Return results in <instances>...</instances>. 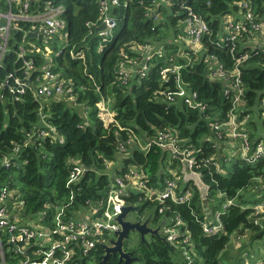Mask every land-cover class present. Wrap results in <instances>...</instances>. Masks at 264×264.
I'll return each mask as SVG.
<instances>
[{"label": "trees", "instance_id": "1", "mask_svg": "<svg viewBox=\"0 0 264 264\" xmlns=\"http://www.w3.org/2000/svg\"><path fill=\"white\" fill-rule=\"evenodd\" d=\"M43 1L53 5L62 3L66 7L63 14L67 23L66 38L64 31L50 40L43 35L23 38L22 32L14 31L2 59L0 82L8 73L21 76L23 64L17 58V51L22 45L24 59L32 61L36 73L30 83L34 89L46 82L43 69L46 67L50 75L64 81L62 94L65 97L36 96L31 86L22 95L12 97L6 89L0 88V188L18 194L24 215L42 213L46 223L52 225L56 218L66 221L83 206L105 197L113 177L125 176L132 166L144 176L146 188L151 189H160L166 179L172 178L173 171L182 175L180 161L158 147L152 146L146 152L131 149L128 156L120 157L119 143L126 140L127 131L103 127L96 103L105 99L118 125L131 130L140 142L152 140L160 130L171 129L184 141L183 148L194 150L199 164L213 158V163L219 167L205 164L197 170L208 188L206 207L213 193L232 201L219 215L222 232L213 235L203 232L202 223L207 215L200 192L192 182L178 181L181 189L192 191L189 203L145 202L141 213L151 211L150 216L162 221L178 216L190 234L192 264L199 261L201 264L261 262L264 257L259 256L260 250L251 246L264 239V211L255 214L253 209L264 200V157L249 164L226 142L214 146L213 140L208 139L212 138L209 122L227 121L230 104L222 97V85L208 80L204 58L213 55L225 68L230 67L232 62L226 50L214 45L219 41L224 18L231 16L246 28L237 42L239 50L246 47L243 51L249 53V59L240 66L244 109L248 115L245 128L251 146L264 143V107L261 106L264 102V31L254 33L250 29L251 23L264 27V0H181L210 28L211 35L202 40L205 51L196 55L189 47L166 42L169 37L177 38L178 33L167 32L164 23L152 28L153 24L144 17V7L152 5L150 0H131L113 9L118 30L101 52L97 50L98 38L93 36L94 27L86 25L98 22L95 0H31L32 8L39 11ZM171 9L172 13H181L177 5ZM247 13L251 14V21L245 18ZM21 26L29 29V24ZM253 37L258 41L248 43ZM225 43L220 47H226ZM135 44H148L153 48L160 44V47L147 62L146 75L141 78L136 74L123 85L118 80L117 70L128 58L138 60L139 54L130 50ZM71 52H82L83 58H73ZM185 55L192 64L181 71L180 79L197 94V101L204 103V113L177 102L166 108L155 98L156 92L169 83L162 81L160 69L184 62ZM168 85L174 89L173 81ZM5 159L8 166L4 165ZM71 159L79 160L86 169L76 183L69 182ZM106 161L111 162L112 167L120 162V167L106 168ZM249 189L256 194L251 200L243 195ZM129 200L133 202L136 197ZM233 235L239 237L238 242H243L235 255L227 252ZM134 251L140 257L135 264H185L173 260L175 251L158 239ZM103 254V247L96 245L82 264H100ZM19 259L11 251L5 252L0 255V264H18ZM107 264L121 263L117 256L110 255Z\"/></svg>", "mask_w": 264, "mask_h": 264}, {"label": "built area", "instance_id": "2", "mask_svg": "<svg viewBox=\"0 0 264 264\" xmlns=\"http://www.w3.org/2000/svg\"><path fill=\"white\" fill-rule=\"evenodd\" d=\"M129 1L131 0H95L98 22H89L86 25L87 27H94L93 36L98 38V52H101L104 47L112 42L114 30L118 26L113 17V9L119 4L127 5ZM150 2L152 3L151 6L144 7V17L153 24L152 28L164 23L167 32L178 33L177 38L169 37L165 40L166 42L181 41L180 47H189L195 55L205 51L202 40L204 37L209 38L211 35L210 28L200 16L192 12L190 7L181 0H150ZM174 5H177L181 13H172L171 8ZM38 9L39 11L32 8L31 0H0V67L14 31L22 32L23 38L35 33V37L43 35L46 40H50L56 34L64 31L66 38L67 23L63 15L66 11L64 4L53 5L50 1H43V6ZM176 17L179 18L174 22L173 18ZM245 18L251 21V14L247 13ZM21 24L24 26L29 24V29H24ZM102 24L104 28L97 31ZM223 25L222 32L219 34V41L214 45L219 49L224 48L226 50L232 65L225 68L213 55L206 56L204 63L208 80L222 85V97L230 104V109L228 110L227 121L219 123L209 120L212 138L208 139L213 140L214 146L226 142L231 149H233V145L230 144V141L239 140L238 153L240 158L252 164L257 159L264 157V143L251 146L245 128L248 115L245 114L244 109V88L241 81L240 66L249 59V53L243 51L246 47L239 50L237 42L246 28L241 23H237V20L231 16L224 18ZM250 27L254 33H261L264 29L259 23H251ZM247 41L248 43H255L257 40L253 37ZM223 42H226V47H220ZM130 47H132L131 51L139 54V58L138 60L128 58L122 62L120 69L118 68V80L123 85H126L131 77L134 78L136 74L141 78L146 75L148 71L147 62L151 59L153 51L160 47V44H156L155 48L148 44H135ZM17 52V58L21 59L23 64L21 76H17L13 72L8 73L0 82V88L6 89L12 97L22 95L25 89L30 87L32 74L34 73V76L36 74L33 71L32 61L24 59L25 50L22 45L18 46ZM71 56L82 59L83 53L71 52ZM184 58L185 61L182 63L170 64L160 69L159 75L162 81L164 83L173 81L174 89L171 90L168 83L167 86L156 92L155 98L161 101L166 108L177 102L204 113V103L201 100L197 101V94L180 79L181 71L189 69L192 64L187 55ZM43 69L46 72V82L39 83L38 88H36V96L39 94L48 98L63 96L64 81L50 75L47 71L48 68L44 67ZM261 106L264 107V102L261 103ZM96 108L104 128L117 127L120 131H127L126 140L119 143L118 153L120 157L128 156L131 149L136 148L146 152L154 146L169 151L173 158H176L174 153L181 154L188 166L185 167L179 160L182 164V175L173 171L172 178L166 179L160 189L146 188L143 182L144 176L136 167L132 166L125 176L113 177L105 197L83 206L66 221L56 218L52 225L46 223L42 213L37 216L27 215V218L21 219L23 206L18 194L0 188L1 256L5 252L11 251L20 257L18 264H82L83 259L96 245H108L109 238L119 230L116 218L122 207H138L140 210L136 213L139 214L145 202L156 205L158 203L164 204L167 200L172 203H189L192 191L181 189L179 180L185 184L192 182L199 191L204 189L207 192L208 188L202 183L197 170L205 164H214L216 168L219 167L217 163H213V158L199 164L195 159L194 150L191 147L183 148L181 145L184 141H181L171 129L160 130L155 138L142 143L131 130L118 125L109 109L108 100H100L96 103ZM50 130L54 132V129L50 128ZM41 135H44L43 131ZM8 163L5 159L4 165L8 166ZM69 164V182L76 183L86 169L77 159H71ZM111 165V162H105L106 168H110ZM134 197L136 200L131 202L129 199ZM230 204L232 201H228L226 206ZM253 209H255V214H261L264 211V202L256 205ZM219 215L215 216L217 220H219ZM145 217L141 215L140 219L144 221ZM162 223V233L168 244L174 251L177 248L181 250V257L185 264H192L194 253L189 249L190 234L184 229L182 220L178 216L169 217ZM255 223L257 222L255 221ZM202 229L206 235L222 232L220 223L204 222ZM256 264H264V259Z\"/></svg>", "mask_w": 264, "mask_h": 264}, {"label": "water", "instance_id": "3", "mask_svg": "<svg viewBox=\"0 0 264 264\" xmlns=\"http://www.w3.org/2000/svg\"><path fill=\"white\" fill-rule=\"evenodd\" d=\"M104 28V25L102 24L98 29L101 30ZM29 36L34 37L35 33L29 34ZM34 76V73L32 74L30 80ZM31 88L34 89V87L29 83ZM174 156L181 161V163L187 167L188 163L186 160L183 159L182 155L179 153H174ZM207 203V200H203V205ZM140 209L138 207L134 206H124L121 208L120 214L116 218V222L119 225V230L114 232L113 236L115 239H112L109 241L108 245H103V256L101 257L100 264H107V259L110 255L117 256L118 261L121 264H132L134 261H138V258L133 256L131 252H127L123 250V243L125 240L128 239V236L130 233L138 234L141 237V241L144 242V236L147 234H150L152 236H156L159 238L161 242L166 244L169 247L168 242L166 241L165 237H159L158 229H151L149 227V221L151 219V216H148L144 221L141 219H137V216H132L131 218H126L129 213H136ZM163 224V223H162Z\"/></svg>", "mask_w": 264, "mask_h": 264}, {"label": "rangeland", "instance_id": "4", "mask_svg": "<svg viewBox=\"0 0 264 264\" xmlns=\"http://www.w3.org/2000/svg\"><path fill=\"white\" fill-rule=\"evenodd\" d=\"M117 30H118V28H116L114 30V32H116ZM263 31H264V29H263ZM257 41H258V39H257ZM172 43L175 44L178 47L181 46V41H180V43H176L175 41H173ZM230 144L233 145L232 148L234 150L236 149L237 154H239L238 153V151H239V140H236V141L232 140V141H230ZM169 156H170V154H169ZM114 165L117 168H119L120 167V162H118V164L117 163L116 164L114 163L113 164V167H112V165H111V167L114 168L115 167ZM111 167H110V169H111ZM192 177H194V176L192 175ZM199 192H200V195H201L202 199H206L205 198L206 196L204 195L205 193H203L204 192V189L201 190V191H199ZM243 195H244V197L246 199L251 200L254 197V195H256V194L253 191H251V189H249L248 191L244 192ZM227 202H228V200H226L223 195L218 194V193H213L212 196H211V202L209 204V211L207 212V213H209V216H208V218H207V220L205 222H213L215 224H219L220 221L217 220L215 218V216L217 214H222L224 212L225 206L227 205ZM263 202H264V200H262L261 202H259L257 205L262 204ZM149 213H150V211H145L144 213L142 212V213H139V214L138 213H129L126 218L128 219V218H131L132 216H137L140 219L141 215L147 216ZM161 233H162V231H161ZM162 235H163V233H162ZM235 238H236V235H233L231 237V240L233 241ZM263 244H264V239L263 240H259L258 242L254 243L252 246L249 245V247L250 246L251 247H256L257 249L264 251ZM230 245L231 244H229L228 247H227L228 250H229L227 252L230 253L231 255H235L236 254V251H237V248L230 249ZM172 256H173V260H176L177 263H179L180 261L183 262V259L181 257V250L179 248H177L175 250V253ZM198 264H201V262L199 261ZM247 264H250L249 261H247ZM251 264H254V261Z\"/></svg>", "mask_w": 264, "mask_h": 264}, {"label": "flooded vegetation", "instance_id": "5", "mask_svg": "<svg viewBox=\"0 0 264 264\" xmlns=\"http://www.w3.org/2000/svg\"><path fill=\"white\" fill-rule=\"evenodd\" d=\"M151 212V211H150ZM148 216H150V213L145 217V218H147ZM137 219H139V218H137ZM155 221V222H154ZM162 220L161 219H157V217L155 216V218H153L152 216H151V219H150V221H149V227L151 228V229H158V234H159V237H163V235H162V233H161V231H162ZM112 239H115V237L112 235L110 238H109V240H108V243H109V241L110 240H112ZM159 240V238L158 237H156V236H152V235H150V234H147V235H145L144 236V242H142L141 241V237L138 235V234H136V233H134V234H132V233H130L129 234V236H128V239L127 240H125L124 241V243H123V250L124 251H129V252H131L132 253V255L133 256H135V257H137L138 258V261H134L132 264H135L136 262H139L140 261V257L138 256V254L137 253H135V249L138 247V249H140L141 248V246H147L149 243H151V242H153V241H155V240ZM134 245V246H133ZM111 256H113V255H111ZM114 257V256H113ZM119 262V261H118ZM120 263V262H119Z\"/></svg>", "mask_w": 264, "mask_h": 264}, {"label": "crops", "instance_id": "6", "mask_svg": "<svg viewBox=\"0 0 264 264\" xmlns=\"http://www.w3.org/2000/svg\"><path fill=\"white\" fill-rule=\"evenodd\" d=\"M35 37V36H34ZM133 79V77H131V80ZM258 192H260V191H258ZM203 193H205L204 195L206 196V194H207V192L206 191H204ZM204 200V199H203ZM208 204V201H207V203L205 204V205H203L204 206V210H205V213H206V215H207V218H208V216H209V213H207L208 212V210H209V207L207 206L206 207V205ZM25 218H27V215H24L23 214V212H21V219H25ZM239 237L237 236L233 241H231V245H230V249H233V248H238L239 246H241V244L243 243L242 242V240H240V242H238L237 241V239H238ZM263 246H264V244H263ZM232 247V248H231ZM259 256L260 257H264V251H262V250H260L259 252ZM264 259V258H263ZM262 259V260H263ZM262 260H260V261H262Z\"/></svg>", "mask_w": 264, "mask_h": 264}]
</instances>
